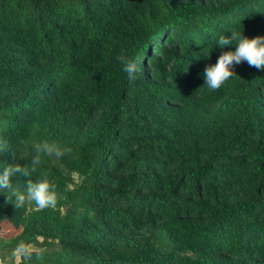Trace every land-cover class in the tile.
Here are the masks:
<instances>
[{"label": "trees", "instance_id": "1", "mask_svg": "<svg viewBox=\"0 0 264 264\" xmlns=\"http://www.w3.org/2000/svg\"><path fill=\"white\" fill-rule=\"evenodd\" d=\"M233 31L264 36V0H0V137L15 153L0 171L44 141L71 148L31 176L47 173L55 208L0 193V250L28 245L17 264H264V70L241 62L216 91L203 79Z\"/></svg>", "mask_w": 264, "mask_h": 264}, {"label": "clouds", "instance_id": "2", "mask_svg": "<svg viewBox=\"0 0 264 264\" xmlns=\"http://www.w3.org/2000/svg\"><path fill=\"white\" fill-rule=\"evenodd\" d=\"M231 44L236 45L235 51L222 52L215 65L206 66L203 71L204 85L209 91L220 89L226 81L235 77L236 74L231 69L241 62H247L249 67L257 70H264V36L257 35L248 39L242 33L233 31L229 36L221 35L217 41V45L221 48ZM116 59L123 65V71L128 74L129 82L134 81L138 69L137 62L123 52ZM6 152H10L12 160L15 161V153L10 151L8 141L0 137V154ZM70 152L71 148L61 147L56 142L44 141L35 145V155L31 159L30 166L10 163L3 167L0 171V193L6 195L5 203L11 204L14 209H20L32 203L40 210L55 208L58 203V194L55 184L47 178V173H43L42 178L36 181H33L31 176L42 164V156H54L56 159H61ZM16 176L25 178L24 192L13 189L12 178ZM12 255L21 259H33L30 247L23 241L17 244ZM35 259L37 261L43 259V250H37Z\"/></svg>", "mask_w": 264, "mask_h": 264}, {"label": "rangeland", "instance_id": "3", "mask_svg": "<svg viewBox=\"0 0 264 264\" xmlns=\"http://www.w3.org/2000/svg\"><path fill=\"white\" fill-rule=\"evenodd\" d=\"M5 225H0V239H4L8 237V235L5 234ZM19 262V257H14L12 253L0 250V264H17Z\"/></svg>", "mask_w": 264, "mask_h": 264}]
</instances>
